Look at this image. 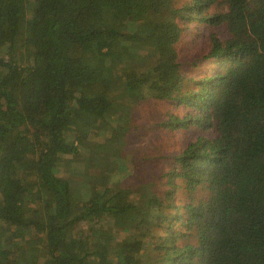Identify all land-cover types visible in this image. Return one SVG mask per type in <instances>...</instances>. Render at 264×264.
I'll return each mask as SVG.
<instances>
[{
  "label": "trees",
  "instance_id": "obj_1",
  "mask_svg": "<svg viewBox=\"0 0 264 264\" xmlns=\"http://www.w3.org/2000/svg\"><path fill=\"white\" fill-rule=\"evenodd\" d=\"M145 102L163 106L147 129L198 136L153 178L73 193L77 123L111 158ZM217 213L244 230L236 257L217 254ZM243 258L264 264V0H0V264Z\"/></svg>",
  "mask_w": 264,
  "mask_h": 264
},
{
  "label": "rangeland",
  "instance_id": "obj_2",
  "mask_svg": "<svg viewBox=\"0 0 264 264\" xmlns=\"http://www.w3.org/2000/svg\"><path fill=\"white\" fill-rule=\"evenodd\" d=\"M183 3L185 0H177ZM223 31V30H222ZM209 31L205 27L194 29L191 33L189 41L184 43L181 55L188 57L191 53L200 54L206 49V39ZM223 37V36H221ZM150 60V59H149ZM149 60L147 62H149ZM152 61V60H151ZM145 68V66L143 67ZM158 105L151 103H142L133 106L131 111V122L128 132L112 142L118 147L114 157L103 155L102 157L87 154L88 147L104 143L106 138L104 134H96L93 138L89 135L90 130L86 121H79L75 127L74 136L82 141L79 147L82 154L85 156L76 155L71 160H65L61 166V173L66 174L71 181V190L73 193H79L81 186L90 183L93 186H102L105 179L110 182H119L123 187L130 185L132 182H143L145 179H150L155 176L157 171L154 167L163 166L164 169L166 157L174 156L181 151L189 140H194L198 135L189 131L175 132H159L156 127L148 125L158 118V112L163 110V106L157 108ZM179 115H183L181 109H175ZM122 126V122H119ZM128 128V126H126ZM142 129V132H137V129ZM146 131L144 132V129ZM83 174V175H82ZM177 201L183 202L185 197L183 191H178ZM199 197H208L207 192L198 194ZM237 201H235L236 203ZM222 211V210H221ZM216 224L222 232L221 238H218L220 247L217 250L218 256L223 259L226 255L236 257L235 250L231 245V240L244 236V230L232 223L225 225L221 220V214H216ZM227 229H225V228ZM229 227V228H228ZM243 264H263L252 260L242 259Z\"/></svg>",
  "mask_w": 264,
  "mask_h": 264
}]
</instances>
